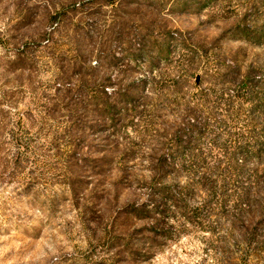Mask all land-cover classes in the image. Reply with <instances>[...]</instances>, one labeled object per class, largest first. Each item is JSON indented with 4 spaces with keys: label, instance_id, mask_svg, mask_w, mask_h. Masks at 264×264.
<instances>
[{
    "label": "rangeland",
    "instance_id": "rangeland-1",
    "mask_svg": "<svg viewBox=\"0 0 264 264\" xmlns=\"http://www.w3.org/2000/svg\"><path fill=\"white\" fill-rule=\"evenodd\" d=\"M77 1L0 0V264H264V113L226 90L264 93V0ZM175 71L193 83L159 88L180 105L155 107L157 132L80 112L101 83ZM190 101L222 133L201 141L215 173L212 140L263 146L213 185L172 175L166 201L153 159L174 151L163 124Z\"/></svg>",
    "mask_w": 264,
    "mask_h": 264
},
{
    "label": "trees",
    "instance_id": "trees-1",
    "mask_svg": "<svg viewBox=\"0 0 264 264\" xmlns=\"http://www.w3.org/2000/svg\"><path fill=\"white\" fill-rule=\"evenodd\" d=\"M76 2L78 1L75 0L74 4ZM70 9L72 8L67 7L68 12ZM55 19L57 18H49L47 20V25H51L52 23H54ZM58 25L59 24L57 23V26ZM172 75L173 76H170L169 78H162L161 75L159 76V80H157L156 77L149 79L143 78L138 82L134 81L133 84L126 90H124L123 87H120V90H113L112 92L106 90L109 87L107 84L101 83L94 90L96 96H93L94 98L90 99L91 105H88V107H80V112L87 113L85 117L86 119H89L87 115L91 113L93 114L92 117L100 118V122H103L100 128H112L111 125H113V128H117L115 126V122H121V126H123L125 134H127L128 128L133 129L134 127H146L157 132L156 129L157 127H159L158 121L159 119H162L163 116L159 114L158 110H156L155 107L164 106L159 105L158 99L153 100L155 96H164L163 92H158L159 88L167 89L169 91L180 89L183 91H190L189 89L191 88V83H193V81L188 76L184 77L182 75V72L175 71ZM233 82L235 84H238L237 80H231L227 82L226 85H232ZM243 84L246 85L245 82H243ZM117 86L118 84H115V86L111 87H113V89H116ZM133 86L135 87L133 88ZM257 88L259 89L260 87L250 88L249 86L245 91H242L240 90L241 86L233 89L230 87H226L227 95L229 98L228 106L232 108L238 100L245 99L243 97L248 94L251 96H248L249 100L247 101L250 103L251 100H253L252 103L259 108L261 107L264 113V93L260 92L259 90L256 91ZM132 92L134 94H132ZM196 94H200L201 96H208V93H205L203 91L199 92V90L196 92ZM165 95L167 97V94ZM165 100L167 101L165 102V108H171V106L173 105H180L178 101H173L171 99L169 100L168 98H166ZM82 102L84 103L85 99H83ZM189 104L192 105V107L190 105H186L184 108H179L177 111H173L174 118L179 120L180 123L171 124L167 121V125L163 124V126L166 127V131L170 132L167 133L164 137L168 139V136H171L170 144L172 142L174 143L173 145L171 144L174 148V151H172L171 153H165L164 151H162L163 155L159 156L158 158H154L153 163L155 166L152 171L156 173V175H158L160 180L162 179L163 182L166 179H171L170 177L172 175H176V177L179 179H195L194 177H196V179H199L197 184L200 185H205L206 182H210L211 185H213V183L216 181L215 179H217L219 175H224V171H227L229 173V170H231L232 172L238 171L244 173L246 170L247 160L253 158L252 155H255L257 153L254 148L263 145L259 142L252 143L251 141H245V139L243 138L242 141L237 144V146H232L234 142L232 140L230 141L222 139L224 144L222 141L219 142L220 140H212V142H209L212 146V148L210 149H221L223 146V148L226 150L225 154H221L220 157L217 156L215 160L218 161V164H225L226 168L219 174L215 173V171H220L221 167L217 166L215 168V166H211L210 164H208L204 156V151L201 150L202 139H206V137H212L214 135L219 138L222 134L221 132H217L218 129L214 125V111L207 112L208 116H204L202 118L201 115H205V111L201 110L195 101H190ZM90 106L92 110H89ZM228 111L230 110H226V112ZM220 128H223V126H220ZM185 133H189L190 135H187ZM114 134H116V132ZM183 137L186 138L185 141H182ZM117 141H119V139ZM229 144H231V146H229ZM113 145L114 148L115 146L122 145V143L116 142L113 143ZM186 145L188 146L183 147ZM188 150L191 151V154L193 156L190 154L187 155L186 152ZM187 156L189 157V160L185 158ZM223 156L225 158H221ZM254 157H256V155ZM197 171L200 173V176L196 173ZM160 182L156 183V186L159 187L157 188V190L160 191L158 195L164 193L162 191L163 189L169 192L170 197L162 196V198L166 201L171 200L173 197L171 195H173L174 191H178L179 187L173 186L171 184H166L168 182H164L165 184H162ZM151 211L155 212V214L157 213L158 215L162 214V212L158 210V207L154 208L153 206V208H151Z\"/></svg>",
    "mask_w": 264,
    "mask_h": 264
}]
</instances>
